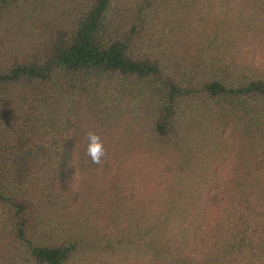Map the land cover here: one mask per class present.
<instances>
[{"label":"trees","instance_id":"obj_1","mask_svg":"<svg viewBox=\"0 0 264 264\" xmlns=\"http://www.w3.org/2000/svg\"><path fill=\"white\" fill-rule=\"evenodd\" d=\"M0 264H264V0H0Z\"/></svg>","mask_w":264,"mask_h":264},{"label":"clouds","instance_id":"obj_2","mask_svg":"<svg viewBox=\"0 0 264 264\" xmlns=\"http://www.w3.org/2000/svg\"><path fill=\"white\" fill-rule=\"evenodd\" d=\"M87 135L89 141L87 155L91 158L93 163L99 164L102 157L105 155L104 144L101 137L96 132L90 131Z\"/></svg>","mask_w":264,"mask_h":264}]
</instances>
